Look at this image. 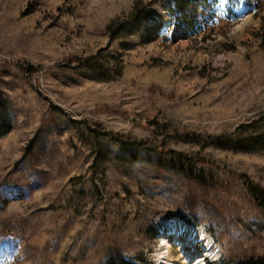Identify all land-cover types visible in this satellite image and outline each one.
Returning <instances> with one entry per match:
<instances>
[{
    "label": "rangeland",
    "instance_id": "374dc122",
    "mask_svg": "<svg viewBox=\"0 0 264 264\" xmlns=\"http://www.w3.org/2000/svg\"><path fill=\"white\" fill-rule=\"evenodd\" d=\"M246 181L264 191V0H0V264H156L177 222L210 264L257 259Z\"/></svg>",
    "mask_w": 264,
    "mask_h": 264
},
{
    "label": "bare ground",
    "instance_id": "6f19581e",
    "mask_svg": "<svg viewBox=\"0 0 264 264\" xmlns=\"http://www.w3.org/2000/svg\"><path fill=\"white\" fill-rule=\"evenodd\" d=\"M185 228L190 234L189 237H183L181 234ZM173 230V234L163 239L157 249L156 255L160 260V264L176 263L171 254L173 246H178L180 251L183 254L185 253V264H210V259H213V261L220 259L217 245L205 234L204 228L177 222L174 224ZM186 254L187 256H185ZM195 255L198 256L197 259H194Z\"/></svg>",
    "mask_w": 264,
    "mask_h": 264
},
{
    "label": "trees",
    "instance_id": "16d2710c",
    "mask_svg": "<svg viewBox=\"0 0 264 264\" xmlns=\"http://www.w3.org/2000/svg\"><path fill=\"white\" fill-rule=\"evenodd\" d=\"M114 30V29H112ZM116 138H120V136H116ZM119 142H121L122 144H126L129 146V141L127 139H125L124 137L122 139H117ZM139 144H142L141 142ZM176 155V154H174ZM181 155H177L178 158H180ZM191 170L190 175L191 178L193 180L198 181L199 183H204L205 180L203 179L202 175H199L196 172V166L195 165H191V168L189 169ZM183 171V170H182ZM245 185L247 187V190L250 194V196L254 199V201L264 209V191H262L261 189H258L256 187H254L249 181L245 182ZM119 264H148L147 262L141 260L138 261V263H133V262H129V261H122ZM236 264H264V256L259 257L257 259L255 258H248V259H244L241 261H238Z\"/></svg>",
    "mask_w": 264,
    "mask_h": 264
}]
</instances>
